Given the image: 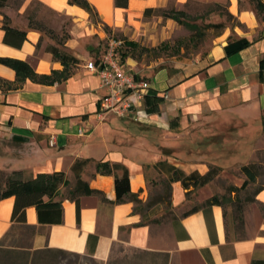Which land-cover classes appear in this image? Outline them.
Wrapping results in <instances>:
<instances>
[{"label":"crops","instance_id":"1","mask_svg":"<svg viewBox=\"0 0 264 264\" xmlns=\"http://www.w3.org/2000/svg\"><path fill=\"white\" fill-rule=\"evenodd\" d=\"M33 1L54 13L57 19L40 12L38 19L57 33L68 32L63 46L78 61L67 64L70 76L62 81L40 83L25 78L13 89L0 88V170L24 171L32 176L64 171L71 180L70 167L75 159L120 163L129 172L131 192L145 201L147 172L154 162L167 159L186 173L197 170L204 174L210 163L224 165L226 170L257 160L258 153H264V24L250 8L240 10L237 0H231L228 10L237 23L215 37L204 57L195 63L162 67L141 75L133 71L134 63L127 57L126 69L149 82L152 89L134 114L121 118L109 115L100 122L94 114L104 90L99 76L88 70L87 64L97 61L99 44L107 38L103 27L129 36L132 41L126 42L136 48V27L147 26L142 20L145 9L164 6L168 0H127L126 8L116 7L114 0H87L97 11L98 23L68 0H22L17 6L12 1L6 3L2 13L9 18L10 26L27 34L19 47L5 43L0 12V57L24 60L36 74L48 75L53 70L61 72L64 65L45 50L47 44H55L54 39L44 37L41 42V33L28 28L26 16ZM234 38H248L252 43L226 54L224 47ZM15 76L13 69L0 64V78L15 82ZM209 119L217 120L218 127L228 131L221 143L234 151L208 161L200 159L198 153L193 155L199 157L197 160L189 161H183L176 151L162 155V150L177 149L186 133L191 135ZM51 136L55 144L49 146ZM93 170L92 166L86 168L82 178L102 195L81 197L79 219L76 204L69 200L62 202L60 224H38L35 208L25 209L26 223L37 230L31 241L33 249L58 248L83 255L89 236L90 244L95 245L92 257L100 260L109 259L118 243L137 250L158 248L153 228L137 226L141 216L133 212V204L115 202L114 177L99 173L93 177ZM185 192L182 184L172 183L175 208L187 202ZM256 195L257 204L264 206V189ZM13 202L12 196L0 200V240L12 225ZM252 216L258 226L252 229L245 215L244 236L236 240L226 237L220 206L212 205L207 213L195 211L181 217L176 228L169 225L172 244L168 252L181 256L183 264H251L254 259L264 260L260 251L264 245V212L254 211Z\"/></svg>","mask_w":264,"mask_h":264},{"label":"trees","instance_id":"2","mask_svg":"<svg viewBox=\"0 0 264 264\" xmlns=\"http://www.w3.org/2000/svg\"><path fill=\"white\" fill-rule=\"evenodd\" d=\"M12 1L13 5H18L22 0H0V12L3 16L2 29L5 31L4 42L7 44L19 47L20 44L26 39V32L24 30H16L10 26V20L2 9L6 3ZM116 7H127V0H114ZM251 11L254 12L258 22L264 24V0H247ZM68 3L78 5L81 7L94 23L100 22L97 15V11L87 2V0H68ZM32 9L28 12L26 18L28 19V28L35 29L41 33V42L44 37H50L54 41L58 40V43H49L45 47V50L53 55V58L60 61L64 68L61 72L52 71L48 75H38L32 69L30 64L24 60H17L10 57H0V64L6 65L14 70L16 81L10 82L0 78V88L4 91L17 87V83L25 78H30L33 81L40 83H49L56 80L62 81L69 77L70 72L67 68L68 63H76L78 60L71 56L65 46L64 41L68 37V32L61 30V33L53 31L42 19H38V13H47L51 17H55L54 13L50 10H46L43 6L33 1L31 3ZM215 8L217 6H214ZM244 9V8H239ZM159 11L157 8H146L144 14L149 15L153 11ZM213 11V9L211 10ZM166 18L176 21L184 28L190 29L194 32L192 42L200 41L206 35V31L209 28L221 27L215 35H220L226 26L221 23L217 24H205L203 26L198 25L193 21L192 16L186 13L184 10L171 9L163 12ZM229 18L233 15L229 12L224 13ZM40 43V42H39ZM128 47L133 48L135 45L130 42H126ZM252 41L248 38H234L228 41L224 47L226 54H232L250 45ZM125 55H122L121 61L124 63ZM217 151L218 155L222 153L232 152L233 149L230 145L217 143L207 140L203 145L193 147L190 152L193 154L199 152L200 155H211L210 151ZM206 150V151H205ZM208 150V152H207ZM178 152L177 149H165L162 150L163 156L173 155L174 152ZM204 152H207L206 154ZM92 166L94 174L112 175L114 177V186L116 203L130 202L133 204V212L140 214L141 220L137 224L139 225H153L159 223L160 220L155 218L151 219L153 214H156L160 210L171 212L177 210L173 205L172 197V183L179 182L186 190L185 198L195 190L205 185H208L221 171L222 168L218 164L210 163L208 166V172L201 174L197 170L194 172L186 173L184 170L175 167L169 163L167 159L154 162L150 166L149 172H147V185H148V198L144 201L139 198V194L131 192L129 186L130 175L127 168L120 164L110 161H96L89 158H78L72 163L70 170L73 174V178L70 180L64 171H52V173H38L36 176L27 175L24 171H3L0 170V200L5 198L14 197V206L11 213L12 225L6 234L0 240V264H40L43 262H49L51 258L64 255L74 256H88L92 257L95 249L94 244H90V236L88 238L87 252L83 255L77 254L71 251H65L62 249L40 248L39 250L33 249L31 246L32 238L37 233L36 227L26 223L25 209L27 207H34L36 216L38 218V224H60L63 221V201L69 200L76 204V215H79L80 211V199L82 196L89 195H102L99 190L91 189L88 185V181L82 178V172ZM239 172L244 176L243 183L240 186H231L228 189V196L223 195L221 197L213 194L209 196L203 204H195L191 208L182 211L180 216H175L170 219V226L176 228L181 217L189 216L195 211L202 210L206 212L212 205H217L222 208L224 212V220L226 225V237L227 239H236L244 236L245 232V215L242 200L238 194L241 191H245L247 188L255 185V189L252 192V197L249 198L253 203L257 204L256 194L264 189V183H260L258 178L264 175V153H258L257 160L250 161L247 164L239 165ZM63 192L61 193V189ZM107 201L105 198H103ZM187 199V198H186ZM225 203H230L232 206H236V214L233 222L230 221L227 211H225ZM258 205V204H257ZM260 206V205H258ZM264 212V206H260ZM79 219V216H78ZM234 225H233V224ZM242 230V235L239 238H232V225ZM13 236H16L19 240L17 245H6V241ZM52 264V263H51ZM251 264H264V260L254 259Z\"/></svg>","mask_w":264,"mask_h":264},{"label":"rangeland","instance_id":"3","mask_svg":"<svg viewBox=\"0 0 264 264\" xmlns=\"http://www.w3.org/2000/svg\"><path fill=\"white\" fill-rule=\"evenodd\" d=\"M231 0H168L164 6H159V11H153L149 15L143 13L142 20L147 23L146 30L143 26L136 27L137 36L133 41H136L138 47L130 48L125 41H132L129 36H124L120 31L109 30L103 27L107 32V38H113L115 40L120 39L123 43L118 48L117 56L122 58L125 55L126 59L129 57L134 63L133 71L139 72L141 75L148 73V71H154L162 67H171L176 64L195 63L200 58L204 57V54L209 50L213 44V39L221 27L209 28L206 31V35L202 40L192 42L194 32L190 29L184 28L169 18L162 15L171 9L184 10L190 16L192 20L198 25L203 26L205 24H217L221 23L226 27H230L231 24H236L237 21L234 17L229 18L224 13L229 12ZM238 8H248L247 0H237ZM214 6H217L216 8ZM213 9V11H211ZM230 13V12H229ZM231 15V13H230ZM57 19V18H55ZM169 23V24H168ZM225 27V28H226ZM164 30V33L162 31ZM225 30V29H224ZM223 30V31H224ZM107 38H104L100 42V52L97 53L96 59L100 60L107 47ZM59 41L55 40V43ZM123 59V58H122ZM125 59V60H126ZM150 66V67H149ZM132 71V72H133ZM217 120L209 119L206 123H202L200 130L198 128L193 129L194 132L189 135L188 133L182 137V143L177 147L179 156L183 161H189L195 158V152L191 154L190 150L193 147H198L200 143H205L207 140L221 143L222 138L227 130H222L218 127ZM210 130H208V128ZM206 151V150H205ZM208 152V150H207ZM207 152H204L205 154ZM199 153V152H196ZM211 155L197 154L200 159L208 161V159L214 160L219 156L217 151H210ZM193 156V157H192ZM196 157L197 160L199 157ZM175 157V156H173ZM177 158V157H176ZM245 163V162H241ZM231 164H228V166ZM227 167L224 170V165L221 166L222 171L209 182L208 185L195 188L186 198L187 202L181 205L177 210L168 211L160 210L153 214L151 219H159V223L150 225L153 228V239L158 242L159 247L152 249V251L137 250L128 245L116 244L112 248V252L107 260H100L88 256H74L64 255L51 258L49 262H43L40 264H183L182 258L179 255L170 254L168 251L172 244V235L170 231V219L175 216H180L182 211L195 206V204H203L209 196L215 194L219 197L223 195L228 196V189L231 186H240L244 180V176L239 172L237 167ZM260 183H264V175L258 178ZM255 189V185L247 188L245 191H241L238 196L242 200L244 215L249 216L248 224L253 229L258 226V222L254 216V211H258L260 214L263 209L256 203H253L249 198L252 197V192ZM236 206H232L230 203H225V211H227L230 221L233 222L236 210ZM233 224V223H232ZM231 224V225H232ZM234 225V224H233ZM232 225V238H239L242 235V230ZM19 240L16 236L8 239L6 245H17ZM160 243V244H159ZM264 255V245L260 249Z\"/></svg>","mask_w":264,"mask_h":264},{"label":"built area","instance_id":"4","mask_svg":"<svg viewBox=\"0 0 264 264\" xmlns=\"http://www.w3.org/2000/svg\"><path fill=\"white\" fill-rule=\"evenodd\" d=\"M122 43L120 39L107 38V47L100 60L87 64V69L99 76L100 88L104 90L94 114L100 122L107 120L109 115L121 118L134 114L142 99L152 89L149 82L141 80L137 73L126 69L118 58L117 51ZM54 144L55 138L51 136L49 146Z\"/></svg>","mask_w":264,"mask_h":264}]
</instances>
